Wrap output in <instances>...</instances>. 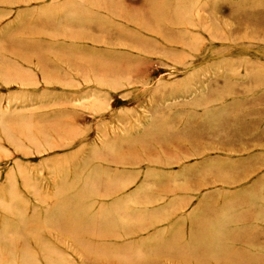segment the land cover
<instances>
[{
	"label": "rangeland",
	"instance_id": "374dc122",
	"mask_svg": "<svg viewBox=\"0 0 264 264\" xmlns=\"http://www.w3.org/2000/svg\"><path fill=\"white\" fill-rule=\"evenodd\" d=\"M27 29L31 34L18 36ZM8 36L11 54L4 47ZM20 43L41 52L16 53ZM94 60L101 65L89 66ZM183 130L203 139L193 145L180 137L173 141ZM259 136L264 0H0V264H83L91 251L104 264L99 255L118 248H126L118 253L121 264H144L131 258L155 243L149 237H170L171 225L174 235H188L189 216L206 196L216 210L255 185L264 214ZM230 142L232 152L224 148ZM128 143L133 154L122 148ZM204 167L244 179L232 187L212 179L204 186L202 175L194 176V185L186 180ZM160 181L168 190L201 187L190 194L159 193ZM60 185L69 198L88 195L76 203L75 217L92 218L94 227L104 223L94 229L110 230L106 237L90 242L86 234L64 230L73 223L74 201L59 198ZM138 191L152 203L138 205ZM170 201L167 208H173H163ZM250 205L239 211L251 214ZM116 212L127 217L114 224ZM133 213L149 215L143 223L169 218L146 230L140 222L139 233L124 237L137 228ZM261 221L252 230L264 233ZM226 230L231 236L245 231ZM226 237L214 234L192 248L200 253ZM184 249L180 243L168 248ZM259 257L264 259V248L246 264ZM147 260L159 264L157 256ZM160 262L186 264L180 258Z\"/></svg>",
	"mask_w": 264,
	"mask_h": 264
},
{
	"label": "bare ground",
	"instance_id": "6f19581e",
	"mask_svg": "<svg viewBox=\"0 0 264 264\" xmlns=\"http://www.w3.org/2000/svg\"><path fill=\"white\" fill-rule=\"evenodd\" d=\"M45 25H46V27H49V24L46 23ZM21 33H27V35H29V34H31V31L28 29L23 30L18 34V36H20ZM21 36H23V35H21ZM31 41H33V40H31ZM6 43H8V45ZM6 43H4V47L7 50V52L10 53L9 46L13 44V40L11 39L10 36H8V38L6 39ZM30 46L32 48H34L33 45L21 44L20 46H17V47L15 45L13 50H15L16 53L17 52H25L26 49H28L29 51H32V52H36V54H39L41 52V50L30 49L29 48ZM15 51H13L14 56L16 55ZM96 61L97 60L90 61L89 66L99 67V65H101V64H99V65L96 64ZM198 130L200 132L202 130V128L196 129V131H198ZM246 131H249L247 126H246ZM188 134L189 133H187V131L183 130V132L178 134V135H172L173 136L172 138L174 139L173 141H175L178 137H180V138H184L185 141L190 142V145H193L196 143V141H201L203 139V136H200L199 134H194V133H191L189 135ZM241 135L242 134L240 133V137H241ZM246 135H247V133H246ZM168 136L158 137V140L161 142L160 143L161 145L164 144L162 142L166 141ZM149 137L150 136H147L145 142H141V144L142 143H148ZM175 137H177V138H175ZM259 137H261L260 139L264 138L262 136H259ZM138 140H140V138ZM138 140H136V142ZM130 144L131 143H128V144L124 145L122 148L124 149L127 147L126 150L129 151V149L131 148ZM144 146H147V145H144ZM231 146L234 149V146L232 145L231 142L228 144V147L225 145L224 148H227L228 150H230V152H232V148H230ZM129 153L133 154V152H130V151H129ZM113 159L116 160L115 158H113ZM119 161H121L120 164L123 165V160L119 159ZM125 161H127V159H125ZM197 169H198L197 172L195 171L196 169H194L191 172L187 173V175H186V180L189 183H191L192 185L195 184V182H193L194 176H201V175L204 178V180H203L204 186H208L206 181H208L209 179H212L215 182L222 180L221 182L223 184H225L226 186H231V187L238 185V183H240V181H242V179H244V177H242V178H239V177L236 178L235 177L236 179H234L233 176H235V175L225 174V173H229V172L221 173V171H218V170L211 168V167H208V168L204 167V169H199V168H197ZM193 172L195 174H193ZM184 173H186V172H184ZM229 176H231V177L229 178ZM96 181H100V180H96ZM215 182H213V183H215ZM74 183H75V181H74ZM213 183L208 182L209 185L213 184ZM160 184L163 185L162 187L164 189H158V192L159 193H165V191H167L168 194L171 192H176V191L180 192L179 190H184V191L188 190L187 193H189V192L193 191V189L198 190V188L201 187V184L198 185L197 187L194 186L192 188L189 185L180 186V187L174 186L173 188L168 190V186H166V184L164 186V182L160 181ZM60 187L61 188H59V189L57 188L58 189L57 193H59V198L61 200H72V201H74V205H73L74 206V212L72 215V219H73L72 222L73 223H69L68 229H67V227H64V230L70 231V229H72V232L75 231L76 234H78L80 237H82L83 235L86 234L87 239H88L87 241H90V242H92L91 240L97 241V240H100V239H103L104 237H106L105 235H108L110 233V230L102 229L105 231V234H104L103 231H99L101 228L100 229H94L98 225H100L103 228L104 223L103 224L98 223V225L96 224L94 227V225H93L94 220L92 218H88L86 221L85 220L81 221V219L78 220L77 217H75V215H76V213H75L76 203L81 204L82 202L80 201V199L87 197L88 195L76 193L72 196V198H69L70 195L65 194L67 192L62 190L64 186L60 185ZM256 187H259V186L255 185L254 188H251L248 190H239L238 193H236L231 199L229 198L227 200H224L223 205L219 209H216V210H214L212 208L213 205H211V203H210L212 200V197L206 196V198H205L206 200L203 199L201 201L202 205H200V208L197 209L191 216H189L190 227L188 230L189 231L188 235L187 234L184 235V232L183 233L181 232L180 235H176V234L174 235L175 227L173 225H171L169 228V234L171 235L170 237H165V238L161 237L160 238V233H158L157 235L156 234L152 235L151 237H149V239L151 241L155 238V243L152 245L150 244V245L146 246L143 250H139L140 252L137 253L136 255L134 252L133 254L135 256H133L131 258V260L132 261L133 260L134 261L139 260L140 263L149 264L147 262L148 261L147 258H150V257L153 258L154 256H157L159 258V262H158L159 264L161 263L160 258L168 259V260L174 259V258H180V259L184 260V262L186 264H207V263L208 264H211V263H213V264H246V263H249L247 261L248 257L255 256L257 250H261L264 248V239L261 238V236L264 235L263 231L261 232L260 230H252V229H255L257 227L261 228L262 227L261 226V223H262L261 220H264V214L262 213L263 211H259L260 209L257 208V207H259L257 205V203H260L262 198L260 200L259 197H256V194H257V196L259 194V190ZM93 191H94V189H93ZM143 191H138L137 192L138 194H136L134 196L133 200H135L138 205L141 204V206H143V205L146 206L144 204V202H146L148 204H150L152 202L145 199V197L143 196V194H144ZM84 192L87 194L86 190ZM91 192H92V189H91ZM248 192H252V195H249ZM102 193H105V192L101 191V194ZM106 193H108V195L112 194L109 192H106ZM242 196H244V197H242ZM51 201H53V200H51ZM155 201L156 200H154V202ZM171 201H172V199H171ZM171 201L169 203H167L166 206L163 205V208H165V209L173 208V207L167 208L168 206L171 205V203H173ZM174 201H176V200L174 199ZM51 203H52V205H51L52 209H54V206H56V203H57L56 199L54 198V202H51ZM250 203H251L250 210L253 211L251 214H250V212L246 214V210H243L242 212L239 211V209L246 208V205H249ZM64 205H65V203H64ZM178 208H180V207H178ZM165 209H163V210H165ZM176 210H180V209H176ZM199 211H200V213H198ZM234 211L240 212L239 213L240 215L238 217H232L235 213ZM147 216H149V215H146V214L140 215V214H134V213L132 215H129L131 220L132 219L137 220V222H138L136 224L137 228L135 230H133L134 233H132V234H130V233L123 234V235H125L124 237H129L131 235L139 233L140 229L138 230V225H141L140 222L143 223V221H146ZM126 217H127V214L125 215V212L124 213L122 212L121 214H118L116 212V219L113 223L116 224L118 219L122 220ZM167 218H169V217H163V218L157 219L156 221H153V222H144L143 225L146 226L144 230L155 226L157 223H159V222H161ZM77 221H80L81 223L77 224ZM113 223H110V225ZM122 224H123V221H122ZM212 225L215 228V231H213ZM63 226H66V224ZM228 226H236V228H242L245 231L242 232V234H240V235H232L231 236L230 235L231 233L226 230V228ZM113 227H116V229L118 228L117 225H115ZM249 229H251V230H249ZM124 230H125V228L124 229L122 228V231H124ZM216 231H217V233H216ZM250 231L253 234L251 236L249 235ZM214 234L222 235V236L225 234L228 238L226 237L227 240L226 239H220L217 245L216 244L211 245V244H209L210 243L209 242L208 245L205 246L202 251H200L201 254L193 250V248H192L193 245L198 244V242H202V241L208 242L207 238L210 236L213 237ZM198 237H199V239H198ZM75 240H77L81 244L86 241L84 239L78 240V238L76 236H75ZM90 242H85V243H90ZM229 242H230V247H229L230 249L229 250L227 248L228 246L222 248V245H225L226 243H229ZM236 242L238 244H240V245H238V248L235 246ZM179 243L185 248L184 250H187L185 253L168 250L169 246L170 247L172 245L177 246ZM76 248H78V247H76ZM124 250H126V248H118L117 250H114L111 254H106L104 256L105 258L102 255H99V257H100L99 261L102 262L104 260V264H109V261L112 259L111 264H114V262H116L117 264H121V263H123V261L125 259L121 258V256L119 259L118 253L121 251H124ZM105 253H108V252H105ZM239 254H242V255L240 256ZM250 254H255V255H250ZM97 258H98V256L95 255V252L91 251L90 255L85 256L83 264H86L87 262L88 263L91 262V264H97L96 263ZM259 259H260V261L258 263L255 262L253 264H264V262H262V260H264V259L261 257H259ZM106 260L108 261V263ZM154 264H157V263H154Z\"/></svg>",
	"mask_w": 264,
	"mask_h": 264
}]
</instances>
